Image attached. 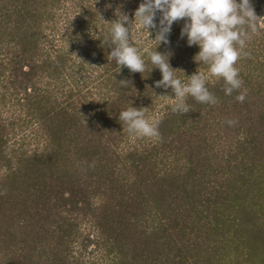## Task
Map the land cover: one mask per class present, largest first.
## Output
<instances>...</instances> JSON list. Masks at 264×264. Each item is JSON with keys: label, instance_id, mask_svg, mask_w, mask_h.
I'll use <instances>...</instances> for the list:
<instances>
[{"label": "trees", "instance_id": "obj_1", "mask_svg": "<svg viewBox=\"0 0 264 264\" xmlns=\"http://www.w3.org/2000/svg\"><path fill=\"white\" fill-rule=\"evenodd\" d=\"M142 2L0 0V264H264V19L235 65L242 87L225 95L194 62L185 20L159 46L160 13L149 36L134 22L144 73L108 60L100 16L134 21ZM250 3L264 18V0ZM155 49L174 70L208 75L218 102L159 109ZM130 106L149 108L159 138L123 130Z\"/></svg>", "mask_w": 264, "mask_h": 264}, {"label": "clouds", "instance_id": "obj_2", "mask_svg": "<svg viewBox=\"0 0 264 264\" xmlns=\"http://www.w3.org/2000/svg\"><path fill=\"white\" fill-rule=\"evenodd\" d=\"M157 13H160L159 28L152 41H158V46L161 43L168 44L167 36L173 23L185 20L181 37H187L189 47L197 45L200 49L193 58L194 62L208 65L211 76L223 78L225 95H231L234 90L242 87L243 81L235 65L242 55H250L243 51L246 42L250 32L256 31L257 22L264 19L257 17L250 0H239V3L237 0H143L135 11L134 21L129 20L128 15L119 9L115 13L117 18L112 22H105L100 16L105 24L110 25L103 41L111 48L108 60H114L120 70L126 67L132 73L142 74L146 71L140 50L130 43L131 31L134 22L138 21L149 36V30L158 27L155 23ZM148 57L152 69L157 68L162 74V79L155 82V87L170 88L175 94L174 112L183 115L190 111L186 103L187 96L202 104L215 105L218 102L206 86L208 75L204 72L197 70L191 76H185L182 70L172 69L169 64L170 54H161L156 49L150 51ZM177 71L184 74L183 80L175 75ZM118 84L127 87L131 82L121 80ZM246 92H241L236 100L244 102ZM160 97L172 99L166 95ZM148 110L146 107L130 106L120 111L119 121L126 126L123 130L133 136L159 138L158 122L146 117ZM227 123L232 126L236 121L228 120Z\"/></svg>", "mask_w": 264, "mask_h": 264}, {"label": "rangeland", "instance_id": "obj_3", "mask_svg": "<svg viewBox=\"0 0 264 264\" xmlns=\"http://www.w3.org/2000/svg\"><path fill=\"white\" fill-rule=\"evenodd\" d=\"M93 66H96L95 64L93 65ZM93 68V67H92ZM95 68V67H94ZM91 73V72H90ZM89 75H92V77H94V74H89ZM89 75H87L86 74V76H87V79H88V76ZM185 76H191V75H185ZM215 78H217V77H215ZM84 79V78H83ZM86 79V78H85ZM183 79H184V77H183ZM90 89H91V91H92V95L93 96H95V90L93 89V88H91L90 87ZM85 91H87V90H85ZM84 90H83V92H82V95L84 94V93H86ZM164 93H162L161 95H159V97L157 98V100H156V105H157V107L159 108V109H161V108H163L164 106H168L169 104H171L172 106L176 103V101H174L173 99H175V94L172 92V90L169 88V89H167V90H165V91H163ZM92 95H89V96H86L85 98H87V100L88 101H90V100H92ZM164 95H166V96H169L170 98H172V99H169V98H163V97H160V96H164ZM92 96V97H91ZM85 102H87V101H85ZM230 110L231 111H234V109L233 108H231L230 107ZM258 175H262V176H264V162L262 163V165H261V170H258V173H257ZM259 177V176H258ZM264 194V193H263ZM257 203L258 204H261V203H263L264 202V195H263V197H258L257 198ZM91 247H88V250L90 249ZM88 257L86 256V259H87Z\"/></svg>", "mask_w": 264, "mask_h": 264}]
</instances>
